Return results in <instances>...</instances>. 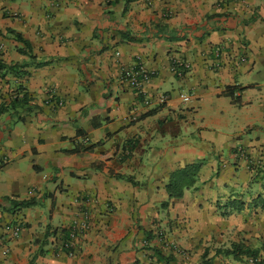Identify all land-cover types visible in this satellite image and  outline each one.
<instances>
[{
    "label": "crops",
    "instance_id": "1",
    "mask_svg": "<svg viewBox=\"0 0 264 264\" xmlns=\"http://www.w3.org/2000/svg\"><path fill=\"white\" fill-rule=\"evenodd\" d=\"M138 57L147 95L168 93L166 104L124 82ZM176 61L190 64L183 75ZM15 96L25 104L0 116V264H172L160 228L197 248L264 219L249 204L264 196V0H0V104ZM223 149V196L205 203L196 182L169 197L176 170L215 169ZM83 211L91 226L70 255L62 241Z\"/></svg>",
    "mask_w": 264,
    "mask_h": 264
},
{
    "label": "rangeland",
    "instance_id": "2",
    "mask_svg": "<svg viewBox=\"0 0 264 264\" xmlns=\"http://www.w3.org/2000/svg\"><path fill=\"white\" fill-rule=\"evenodd\" d=\"M188 95H192V93H185ZM192 103L187 102V105H191ZM204 108V107H203ZM202 108V111L205 110ZM227 116H231L232 113L227 112ZM210 113H207V116H209ZM210 120V119H208ZM200 121V119H199ZM212 122H215L212 120ZM191 125V124H190ZM213 125V128L220 132H230V129H228L225 125H218L217 123H211ZM212 127V126H211ZM222 128V129H218ZM183 137L188 138L190 136V132H187L186 129H183ZM181 133V134H182ZM215 138L217 135H214ZM222 149V148H221ZM224 151L220 150V156H222V159L220 157L217 158V163L215 166V169H212V161L213 159H201L199 161L202 166L199 170V177L197 180V184L195 187L192 188V193L198 198H202L205 203L207 200H213L214 196H216V193H219V196H223V189H225L224 186L219 187V184L215 182L216 176H217V165L219 164L220 167L223 166V161L228 160V153L226 149H223ZM241 151V150H240ZM242 152V151H241ZM250 154L248 151L244 153V157ZM249 163L247 162V166L249 165L251 169L255 168V170H261V164L259 162L255 163L252 161V158H248ZM246 157V161H248ZM210 181V182H208ZM207 182V183H206ZM211 182H215L214 186H212ZM236 182V181H235ZM210 183V184H209ZM211 187V188H209ZM230 187L237 188L238 185L230 183ZM209 188V189H205ZM257 188V187H254ZM200 191H198V190ZM205 189V190H204ZM209 191L210 193L207 194L206 192ZM236 192L241 193L240 189L237 188ZM193 196V197H195ZM228 198V196H227ZM224 230L226 229V232H224V236L222 240H219L220 238L213 236L207 241H202L201 245L198 244L197 248L193 247L195 244H186L181 240L178 239H171L168 236L167 232V226L164 228H160L158 234L160 232H163V236L159 237L160 246L163 247L169 254L176 252L178 255V259L175 263L172 264H205L207 261H211V264H257L258 260L253 262V259H255L253 256L248 254H242L239 259L235 258L234 255H226L224 251L226 249H234V246L236 244H241L243 247H251L255 250H258V256L264 255V219L263 217L260 218H251V222L248 226H245L244 224L237 225L232 232L230 230L227 231V227H223ZM176 238V237H175Z\"/></svg>",
    "mask_w": 264,
    "mask_h": 264
},
{
    "label": "trees",
    "instance_id": "3",
    "mask_svg": "<svg viewBox=\"0 0 264 264\" xmlns=\"http://www.w3.org/2000/svg\"><path fill=\"white\" fill-rule=\"evenodd\" d=\"M133 0H126L127 4L132 2ZM14 32V31H12ZM15 37L19 41H23L27 46H30V43L22 37L21 34L15 33ZM228 89L230 90L229 94L232 96L233 100L235 102H238L240 100V97L235 96V90L234 88L229 86ZM25 104L24 99H21L19 96H15L11 99L10 102H4L0 104V116L4 114H13V111L18 108V106H22ZM80 131V130H79ZM8 128L0 126V142H2L4 139L8 137ZM81 132V131H80ZM95 145H91L89 147H86L82 149L81 147H76L74 149V152H81V151H89L94 148ZM202 164L200 163H193L190 165H187L186 167H183L181 169L176 170L170 179L169 185H168V192L170 198H180L184 194L185 188H190L195 185V183L198 180L199 177V170L201 168ZM7 200L11 201V204L15 207L20 206H29L33 204V201L27 200V201H21V202H15L13 199H10L9 197L6 198ZM250 206L252 208L258 209L262 208L264 209V196L262 194H259L257 197H254L250 201ZM226 255H234L235 258L239 259L242 254H248L253 256L256 260H258L257 264H264V255L258 256V250H255L251 247H243L241 244H236L234 246V249H226L224 251ZM162 256V255H161ZM205 264H211V261H207Z\"/></svg>",
    "mask_w": 264,
    "mask_h": 264
},
{
    "label": "built area",
    "instance_id": "4",
    "mask_svg": "<svg viewBox=\"0 0 264 264\" xmlns=\"http://www.w3.org/2000/svg\"><path fill=\"white\" fill-rule=\"evenodd\" d=\"M119 55V52H117ZM190 67V64L187 62L176 61L173 65V70L183 75ZM122 77L124 82L137 91L140 95L145 97L144 104L151 105L156 103L158 105L166 104L170 100L168 93L162 92L159 93L156 98H152L146 93V83L149 82L152 78V72L145 66L143 61L138 57L133 63L125 66L122 71ZM182 98L184 101H189L191 95L183 94ZM50 100V99H49ZM62 104V101L59 102ZM90 220L88 213L83 211L79 216H76L69 228V233L66 239L62 241V248L66 250L70 255H74L77 251V242L79 237L90 229ZM21 232L20 223L15 224L11 229V234L17 237ZM163 232L158 234L159 237L163 236ZM1 244V243H0ZM9 248L6 249L8 251ZM256 259H253V262ZM256 264V263H255Z\"/></svg>",
    "mask_w": 264,
    "mask_h": 264
}]
</instances>
